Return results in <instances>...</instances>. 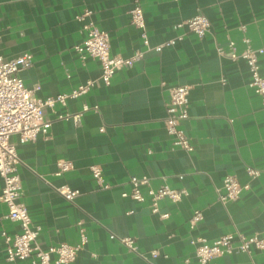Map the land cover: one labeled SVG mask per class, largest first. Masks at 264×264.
<instances>
[{
    "label": "crops",
    "instance_id": "crops-1",
    "mask_svg": "<svg viewBox=\"0 0 264 264\" xmlns=\"http://www.w3.org/2000/svg\"><path fill=\"white\" fill-rule=\"evenodd\" d=\"M136 3L144 12L149 48L131 20ZM86 10L109 34L113 55L146 52L109 85L97 80L100 62L82 59L75 49L85 38L82 26L88 18L78 17ZM200 13L211 23L204 37L176 28ZM179 35L182 40L165 45ZM244 37L254 48L264 46V0H0V54L6 60L32 55V65L20 76L26 87L36 88L34 96L71 94L95 80L86 95L45 110L52 123L50 139L43 133L25 143L18 135L11 137L21 159L22 201L41 229V247L79 245L84 235L85 244L69 264H201L193 240L212 243L235 231L248 236L264 232V102L249 86L246 60H234L229 53L230 41L238 53L245 49ZM259 66L264 76V55ZM179 85L191 88L189 118L181 126L192 151L174 146L165 128L170 88ZM85 102L99 110L85 112L79 124L59 119L81 112ZM60 161L72 168L58 175ZM94 166L101 168L109 188L94 178ZM247 167L260 175L251 177ZM227 175L249 188L224 203L219 197ZM133 176L186 194L177 202L162 199L154 213L149 197L138 202L123 196L131 191ZM3 186L0 177V195ZM62 186L79 194L69 201L57 190ZM196 211L202 219L191 227ZM7 213L0 200V264H32L7 259L3 233L19 232ZM126 237L135 239L141 254L127 252L121 242ZM254 263L264 264V250L215 261Z\"/></svg>",
    "mask_w": 264,
    "mask_h": 264
},
{
    "label": "built area",
    "instance_id": "built-area-1",
    "mask_svg": "<svg viewBox=\"0 0 264 264\" xmlns=\"http://www.w3.org/2000/svg\"><path fill=\"white\" fill-rule=\"evenodd\" d=\"M92 11L86 10L78 17L84 21L82 32L85 38L80 45L75 47L82 59L88 57L97 59L101 64V74L97 80L105 85H109L114 75L124 69L132 67L140 61L144 55V50H136L130 57L113 55L110 49L109 34L101 31L96 22L90 17ZM132 23L141 30L144 45L149 48V37L146 30L145 17L142 7L136 3L131 10ZM211 23L208 17L202 13L182 21L176 25L178 29H185L202 38L210 30ZM183 35L177 39L167 42L165 45L173 44L177 40H182ZM246 44L245 49L238 53L235 43L230 41V57L234 60L243 58L246 60L251 74L249 86L261 95L264 102V76L260 73L259 57L264 55V46L254 48L250 39L243 38ZM164 45L156 49L161 50ZM218 52L224 55L226 52L222 47ZM32 55L27 53L15 59L6 60L0 54V177L4 186L0 195V200L8 208L6 217L19 225V232L14 236L3 233L6 242L7 259L9 261L30 259L32 264H69L76 259L78 251L86 242V237L82 236V243L79 245H69L61 243L44 249L38 243L40 227L33 224L29 210L22 201V179L18 172V165L21 163L17 147L12 142L11 137L18 135L21 143L35 141L40 133L45 135V139H50L49 130L51 121L45 117V110L53 108L56 104L66 105L69 98H79L86 95L95 85V80H88L79 85L71 94H59L46 98L34 96L35 89L26 87L20 72L28 69L32 65ZM191 88L188 85H179L170 88V97L167 102V116L165 118V128L172 137L174 146L186 151H192L189 136L182 129V123L189 118V95ZM90 110L98 111L99 105L90 106L83 104L82 111L76 114H61L59 119H72L75 123L80 122L81 116ZM103 130V129H102ZM72 168L68 161L59 162L58 175ZM247 173L251 177H258L260 171L253 167H247ZM94 178L99 184H104L105 188L110 185L104 182L102 170L98 166L92 167ZM131 191L123 193L124 197H131L138 202H146L147 197L151 201V209L154 213L159 212V202L168 198L173 202L180 201L186 194L184 189H173L168 184L162 183L158 187L151 184L147 176L130 179ZM249 185H242L235 175H227L223 182V190L220 193V200L224 203L237 200L241 193L248 189ZM143 189L147 193L144 194ZM60 194L67 200L73 201L79 191L69 186L58 187ZM167 215H164L166 217ZM202 219V212L196 211L191 219V227ZM111 238H115L111 235ZM129 254H141L135 239L132 237L122 238ZM196 244V256L201 264H215L217 258L233 253L251 252L253 249L264 250V232L254 235H245L240 231H235L223 235L212 243L204 238L192 241ZM153 256L158 252L154 251ZM55 255V258L53 257ZM257 264V263H254Z\"/></svg>",
    "mask_w": 264,
    "mask_h": 264
}]
</instances>
